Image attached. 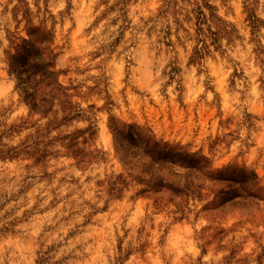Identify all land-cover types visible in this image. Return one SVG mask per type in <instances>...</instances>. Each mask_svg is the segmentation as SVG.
<instances>
[{
    "label": "rangeland",
    "instance_id": "obj_1",
    "mask_svg": "<svg viewBox=\"0 0 264 264\" xmlns=\"http://www.w3.org/2000/svg\"><path fill=\"white\" fill-rule=\"evenodd\" d=\"M24 1L54 14L59 79L87 117L48 132L29 114L4 55L8 37L25 34L13 18L18 0H0V150L12 154L0 157V264H264V0H209L234 30L198 63H188L189 23L186 33L159 15L166 0H128L121 15L108 8L119 0ZM192 2L176 0L180 18ZM172 64L179 70L169 78ZM90 124L94 137L80 146L103 154L78 164L57 137ZM128 125L258 179L244 198L221 207L218 198L207 204L211 194L183 215L165 195L137 194L135 182L112 197L108 177L126 175L112 128ZM231 184L209 186L241 189Z\"/></svg>",
    "mask_w": 264,
    "mask_h": 264
},
{
    "label": "trees",
    "instance_id": "obj_2",
    "mask_svg": "<svg viewBox=\"0 0 264 264\" xmlns=\"http://www.w3.org/2000/svg\"><path fill=\"white\" fill-rule=\"evenodd\" d=\"M126 1L128 0L116 1L108 8L118 5V14L121 15L125 11ZM175 3L176 0H166L159 15L172 14L175 27L182 28L186 33H189L188 28H184L182 23L183 21L189 23L195 45L188 63L200 62L211 52V46L214 50L221 49L220 37L229 34L234 28L222 20L214 4L209 0H193L192 8L185 9L183 17L180 18ZM40 13L41 18L35 22L34 17H39ZM54 17L47 6L42 10L37 6L34 13L27 2L18 0L13 7V18L18 25L23 24L25 34H11L8 37V47L4 51L7 72L14 80V90L19 100L27 107L30 115L45 119L41 129L48 132L87 117V110L73 100L69 87L59 79L62 71L57 67L59 51L54 44ZM248 19L254 30L259 19L254 14H249ZM165 29L164 37L167 40L165 43L171 45L168 39L171 26L166 23ZM178 70L179 68L172 64L168 72L169 78H174ZM88 108L91 109L93 106ZM126 128L127 130L112 128L116 152L126 167V175L113 174L107 179L106 191L112 197L120 196L130 182H135L143 186L137 194L153 191L158 195H165L167 203H172L176 212L183 215L190 200L202 201L211 194L213 199L207 204L218 198L221 207L235 197L244 198V185L254 184L258 179L253 170H247L244 166L230 164L215 169L212 167V161L202 154L169 147L165 142L152 136L132 131L130 125ZM94 134V126L90 124L57 138H60L67 152L78 164H87L99 159L103 154L101 150H87L80 146L92 140ZM13 150L14 148L6 149ZM5 155L12 157L9 152L0 150V157L4 158ZM132 161L136 164L132 165ZM236 182L241 189L239 191L235 189L234 192L209 186L216 183H226L228 186ZM204 190H207L208 194H204ZM162 201L163 197L156 196L154 207L161 208ZM205 208L206 205L202 207Z\"/></svg>",
    "mask_w": 264,
    "mask_h": 264
}]
</instances>
